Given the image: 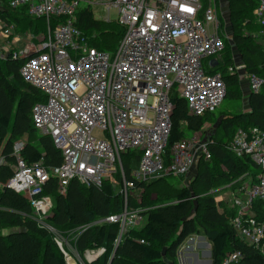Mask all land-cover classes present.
<instances>
[{"label":"built area","instance_id":"1","mask_svg":"<svg viewBox=\"0 0 264 264\" xmlns=\"http://www.w3.org/2000/svg\"><path fill=\"white\" fill-rule=\"evenodd\" d=\"M207 1L203 11L200 0H10L8 7H25L31 18L43 19L46 32L26 34L29 40L17 51L14 45L20 38L12 39L15 26L0 17V38L6 40L0 45V60L24 59L19 71L22 80L45 98L34 105L32 123L51 138L62 164L54 169L40 163L27 165L21 158L24 142L19 141L13 148L16 164L6 188L24 196L38 217H45L52 202L41 194L51 176L58 179V191L63 194L71 180L100 188L120 172L119 193L126 201L134 183L124 178L121 156L125 152H141L131 176L145 183L164 176L187 177L200 160L208 161V142L201 132L172 146L166 155L173 89L196 117L214 112L226 97L221 74H208L204 68L205 62L220 57L227 39L217 18L216 0ZM255 1L253 17L261 28L264 57V0ZM95 7L105 13L101 21L124 29L114 52L90 47L74 27L79 9ZM3 10L0 3L1 15ZM111 10L116 11L115 20L110 19ZM228 72L237 68L229 67ZM246 77L249 92L264 87V80ZM225 148L235 157L250 158L259 168L255 182L221 200L233 211L231 224L238 238L264 255V207L262 213L254 210L255 201L264 202V127L238 129ZM139 220V212L125 204L121 214L99 223L118 224L122 235ZM56 243L68 264L72 257ZM95 254L88 252L86 262L94 261ZM240 258V252H233L221 264H234Z\"/></svg>","mask_w":264,"mask_h":264},{"label":"trees","instance_id":"2","mask_svg":"<svg viewBox=\"0 0 264 264\" xmlns=\"http://www.w3.org/2000/svg\"><path fill=\"white\" fill-rule=\"evenodd\" d=\"M9 1L0 0L5 13L1 15L0 12V17L13 24L16 33L45 34L43 19L31 18L25 7H8ZM222 4V8L228 9L232 37L230 41L223 40L224 50L218 65L210 67L207 61L205 71L220 73L226 97L230 94L236 101L241 99L237 94L240 78L237 72H228L229 67H234L232 53L240 58L247 76L255 75L264 80L262 32L253 17L255 0H220V8ZM74 27L87 38L90 47L102 52H114L124 34L123 27L117 23L95 19L91 8L77 11ZM23 63L24 59L12 60L11 56L0 60V158L4 160L0 166V264H67L54 241L62 236L79 256L77 264H109L111 258V264H177L180 246L194 236H202L210 244L211 264H221L226 255L237 251L241 258L234 264H264L260 250L238 238L231 224L233 211L223 200H217L219 193H211L227 185L230 190H236L250 175L255 182L259 168L250 158L235 157L225 147L238 129L264 127V87L257 93L249 92L248 113L220 114L219 117L213 112L201 117L190 115L184 100L177 95L170 96L171 131L166 155L172 146L185 139V131L189 130L193 134H203L211 156L208 161L198 162L196 175L191 176L186 186L179 188L176 182L168 180L173 176L146 183L133 180L131 174L138 167L141 152L132 150L121 156L124 178L134 183L126 201L119 193L122 187L120 172L100 188L86 187L71 180L63 194L58 191V179L51 176L41 196L50 198L52 208L45 217H38L24 196L6 188L16 164L13 148L17 142H24L21 158L27 165L40 163L45 168H59L62 157L51 138L40 134L32 123L34 105L44 102L45 98L22 80L19 71ZM206 124L215 127L208 138L203 131ZM221 168L225 170L220 171ZM135 192L142 197L140 207L150 208L142 212V226L128 229L121 235L118 224L99 223L121 214L125 204L131 210L137 201L133 196ZM153 195L156 200H152ZM263 207L264 202H254L256 213H262ZM102 249L104 252L94 261L86 262L88 252L97 253ZM201 249L207 251L206 246ZM204 253L207 257L208 253Z\"/></svg>","mask_w":264,"mask_h":264},{"label":"rangeland","instance_id":"3","mask_svg":"<svg viewBox=\"0 0 264 264\" xmlns=\"http://www.w3.org/2000/svg\"><path fill=\"white\" fill-rule=\"evenodd\" d=\"M200 2L202 4V8H203V11H204V9L207 7V5L209 3H208L207 0H200ZM91 10L93 12L94 18L97 19V20H102L103 17L105 16V13L103 12L102 8L95 7V8H92ZM216 12H217V18H218L219 24L221 25L222 32L224 33L226 38L230 41L231 37H232V31H231V28H230V25H229V22H228V20H229L228 9H227V7H226V9L225 8H220V0H218V2H217ZM116 18H117L116 11L115 10H111L110 19L111 20H115ZM242 34H244V33L242 32ZM18 36L20 38V43H18L15 46V49L17 51L23 50L24 49L23 48V42L29 40V39H27V35L22 34L20 32L16 33L15 31L13 33L12 39H15ZM254 37H255L256 40H259V39H257V36H254ZM5 42H6L5 39L0 38V45H3ZM233 56H234V53H232V58H233ZM233 59L235 60V58H233ZM233 64L237 68V73L239 72V75L241 76V77H239L240 80L242 79V84H240V86L238 87V90H237V94L240 97L241 92H243V91L245 92V91L248 90V87H247L248 79H247L246 76L244 77V73L242 71L243 68L239 66L241 64H237V63H234V62H233ZM177 94H178V92H177L176 88L173 89L170 92V96L171 97H175ZM243 96L245 97L246 95L244 94ZM241 98H242V96H241ZM239 110H242V102L241 101L239 102L237 100L235 101V100L231 99L230 94H227V97L223 100L221 106L218 109H216L212 114L215 115L216 117H219L220 114L221 115H226L227 113L236 114V113L239 112ZM94 135H95V137H99L100 136L97 131L94 132ZM193 135L194 134L191 131H189V130L185 131V138L191 139L193 137ZM194 169L195 170L191 173L192 175H190V177L187 179L188 180L187 182H190L189 179L191 178V176L194 177L196 175V167ZM224 170H225V168H223V169L221 168L220 169V171H224ZM185 178L186 177L177 178V177L173 176V177H168V180H170L172 182H176L178 187L181 188L184 185V179ZM253 179H254V177L252 175H250L248 178L245 179V182L243 181V185L244 186H249ZM185 186H186V184H185ZM229 189H230V185H227L223 189H219V190L217 189V191L216 190L215 191H211V193L212 194H214V192L219 193V194H216V197H217V200H221L222 196L226 197L227 195H229V193H231V191H233V190L229 191ZM134 194L135 195H133V196H134L135 200H137V201L134 202V204L135 203L136 204L130 209L133 210V211H138L139 212V217H141V220L137 221V223L132 227V228L136 229V228H139L140 226H142L143 223H144V220L142 218V212L148 211V210H150V208L149 207H146V208L140 207L139 204H141L142 197L139 196L138 192H135ZM152 200H156V196L153 195L152 196ZM196 237H202V236H195V238ZM193 240H194V237H189L180 246V248L178 250V253H177V264H186L185 261H184V256H185L187 248L190 249L191 247H192V249H194V251H196L198 259L202 261V262L199 261V263H196V264H208L205 261H210L211 262V259H210L211 255L209 257V249L207 250L208 256L206 257L205 253L203 251L204 249L199 248V245H196V243ZM205 240H206V238H204V241ZM54 241L56 243V239ZM57 241L61 245H63V248L66 250V253H68L67 255L72 257V259L69 260L68 264H74V262H76V264L79 263V256H76L77 254L75 253L74 249L69 246L70 242L67 240V238L63 237V236L62 237H58ZM182 248L183 249L186 248L183 253H182ZM202 248H203V246H202ZM201 252L203 253V255H202ZM96 254H98V253H96Z\"/></svg>","mask_w":264,"mask_h":264},{"label":"crops","instance_id":"4","mask_svg":"<svg viewBox=\"0 0 264 264\" xmlns=\"http://www.w3.org/2000/svg\"><path fill=\"white\" fill-rule=\"evenodd\" d=\"M25 35H26V33H25ZM18 43H20V41ZM23 44H24V42H23ZM16 45H14V47ZM233 58H235L234 63L241 64L240 63V61H241L240 58L235 53H234ZM239 81H240V84H242V79L241 80L239 79ZM247 87H248V85H247ZM244 94L246 95L245 97L243 96ZM241 96H242V98L241 99H238L237 101H239V102L241 101L242 102V110H239V112L236 113V114L227 113L226 115H237V114L248 113L249 112V109H248L249 87H248V90L247 91L241 92ZM214 130H215V127L214 126H212L211 124H206L204 126V128H203V131L207 132L205 138H208L209 135H211L213 132H215ZM182 177H184V176H179L177 178H182ZM187 179L188 178H185L184 179V184L187 183V181H186ZM193 241L196 243V245H199V248H201L202 246H206L207 247V250L209 249V257H210V248L211 247H210V244H208V241H206V240L204 241V238L203 237H196L195 238V236H194V240ZM185 249L182 248V253L185 251ZM203 251L206 252V254L208 253L206 250H203ZM202 255H203V253H202ZM184 261H185L186 264H196V263H199V261H201V260L198 259V256L196 254V251H194V249H192V247H191L190 249L187 248L186 253H185V256H184ZM205 262H207L208 264H211L210 261H205Z\"/></svg>","mask_w":264,"mask_h":264},{"label":"water","instance_id":"5","mask_svg":"<svg viewBox=\"0 0 264 264\" xmlns=\"http://www.w3.org/2000/svg\"><path fill=\"white\" fill-rule=\"evenodd\" d=\"M210 65H211V66H215V65H216L215 61H211V62H210ZM98 256H99V254H98ZM112 259H113V258L110 259L109 264H111Z\"/></svg>","mask_w":264,"mask_h":264},{"label":"bare ground","instance_id":"6","mask_svg":"<svg viewBox=\"0 0 264 264\" xmlns=\"http://www.w3.org/2000/svg\"><path fill=\"white\" fill-rule=\"evenodd\" d=\"M211 61H215V63H216V65H218V61H219V59L217 58H212V59H210L209 60V62H211ZM89 258H91V257H89Z\"/></svg>","mask_w":264,"mask_h":264}]
</instances>
